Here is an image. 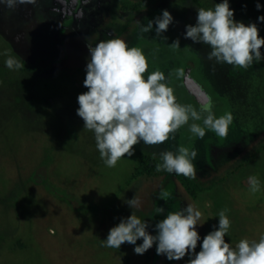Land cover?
I'll use <instances>...</instances> for the list:
<instances>
[{
	"label": "rangeland",
	"instance_id": "rangeland-1",
	"mask_svg": "<svg viewBox=\"0 0 264 264\" xmlns=\"http://www.w3.org/2000/svg\"><path fill=\"white\" fill-rule=\"evenodd\" d=\"M161 1L160 8L142 16L122 10L119 0H37L14 10L0 0V264H187L190 253L168 260L157 255L156 244L140 255L134 252L136 245L107 248L101 240L133 211L156 235V223L188 204L202 213L197 253L203 238L218 229L221 210H227L231 222L225 242L232 247L264 233V146L253 145L264 141V59L247 69L209 61L208 45L185 38L186 25L196 24L200 7L189 0ZM229 6L235 21L256 23L264 38V21L258 19L264 16V0H229ZM165 9L173 22L161 37L155 23L150 32H140L136 21L146 26ZM115 37L143 49L148 73L162 71L177 101L199 110L174 72L193 64L192 74L210 94L215 115H233L227 138L206 130L201 140L185 125L164 144L141 141L131 157L125 154L109 168L94 133L84 129L77 115V98L88 91L83 84L88 42L94 46ZM177 38L181 49L172 50L168 45ZM260 51L264 57V46ZM8 57L25 67L10 70ZM181 145L198 150L193 161L197 177L210 181L225 176L218 187L192 197L175 173L135 174L139 152L160 156L162 151L176 153ZM250 152L254 155L246 156ZM225 153L231 155L229 161L214 169ZM249 176L258 177L260 191H250ZM162 192L169 194L167 201ZM134 196L140 200L137 209L126 203ZM157 207L165 211L156 213ZM141 243L142 238L136 242Z\"/></svg>",
	"mask_w": 264,
	"mask_h": 264
},
{
	"label": "clouds",
	"instance_id": "clouds-1",
	"mask_svg": "<svg viewBox=\"0 0 264 264\" xmlns=\"http://www.w3.org/2000/svg\"><path fill=\"white\" fill-rule=\"evenodd\" d=\"M2 2L14 10L19 4L35 5L37 0ZM260 7L257 3V9ZM258 19L264 21V16ZM172 22L173 17L167 9L154 21L149 20L146 26L136 21L141 33L150 32L155 23L158 38ZM185 38L208 45L211 50L207 59L216 64L247 69L254 61L264 59L260 51L264 38L259 36L256 23L246 25L235 21L229 0L216 3L214 8L200 7L196 24L186 25ZM168 46L172 50L181 49L178 38ZM87 47L90 59L83 84L88 91L78 95L77 115L83 119L84 129L94 133L100 157L109 168L115 167L125 154L131 157L134 145L141 141L147 146L164 144L170 139L174 140L175 134L185 125L192 137L201 140L206 130L221 139L227 138L233 115L225 113L217 117L212 110L210 97L199 110L191 104L179 103L162 71L157 69L148 73L149 64L143 49L129 47L119 37L100 40L94 46L88 42ZM5 64L10 70L25 67L13 57H8ZM174 72L178 78L185 74L183 68H177ZM159 155L161 163L156 165L157 172L166 171L189 179L197 177L193 162L198 157L197 149L190 150L181 145L176 153L162 151ZM248 183L252 193L260 191L257 176H249ZM168 195L162 192L161 198L167 201ZM126 203L132 209L140 206L136 196ZM155 211L163 213L165 209L157 207ZM226 211L218 213L219 227L203 238L198 253L196 248L200 235L196 226L202 224V213L192 204L180 211H169L164 219L155 224L156 235L147 231L148 223L133 211L109 230L107 238L101 240V246L119 249L127 242L136 245L134 252L142 255L156 244L157 255H165L168 260H180L190 253L187 264H264V233L260 234L258 240L243 238L235 247L225 242L231 223ZM141 238L142 243L137 245V240Z\"/></svg>",
	"mask_w": 264,
	"mask_h": 264
},
{
	"label": "trees",
	"instance_id": "trees-1",
	"mask_svg": "<svg viewBox=\"0 0 264 264\" xmlns=\"http://www.w3.org/2000/svg\"><path fill=\"white\" fill-rule=\"evenodd\" d=\"M190 2L196 4L199 7H203L205 9L208 8H214L215 2L212 0H189ZM120 6L122 10L129 11L134 10L138 11L140 15H150V13L153 10H156L160 8L162 1L161 0H119ZM235 7H237L236 4H233ZM244 11L242 10V13ZM253 145L256 146L257 149H260L264 146V141H259L258 143H254ZM251 145L246 144L243 145L245 149L252 150L250 148ZM226 154V153H225ZM223 155V157H219L218 160L215 161L213 164V168L217 169L223 165H225L229 159L231 158V155L226 154ZM237 154V153H235ZM233 154V156L235 155ZM254 155V152L248 153L246 156ZM158 163H161L160 156L153 155L150 153L145 152H139V158L138 163L135 166V174L137 175H145L147 177H159L162 174L166 173L169 174L166 171H156V165ZM236 166V165H235ZM228 170H226L227 172ZM229 173V172H228ZM176 175V174H175ZM177 179L180 181V184L184 187V189L192 196L197 197V195L202 194L204 192L210 191L216 187H218L222 182V180L225 179L224 175H218L217 179H213L210 181H206L205 179H202L200 177H196L195 179H189L184 177L183 175H176Z\"/></svg>",
	"mask_w": 264,
	"mask_h": 264
},
{
	"label": "water",
	"instance_id": "water-1",
	"mask_svg": "<svg viewBox=\"0 0 264 264\" xmlns=\"http://www.w3.org/2000/svg\"><path fill=\"white\" fill-rule=\"evenodd\" d=\"M192 69L193 64L185 68V74L182 77L183 85L187 91L195 97L197 103L202 106L207 102L209 97L211 98V96L206 90L204 84L192 74Z\"/></svg>",
	"mask_w": 264,
	"mask_h": 264
},
{
	"label": "flooded vegetation",
	"instance_id": "flooded-vegetation-1",
	"mask_svg": "<svg viewBox=\"0 0 264 264\" xmlns=\"http://www.w3.org/2000/svg\"><path fill=\"white\" fill-rule=\"evenodd\" d=\"M223 157V156H222Z\"/></svg>",
	"mask_w": 264,
	"mask_h": 264
}]
</instances>
